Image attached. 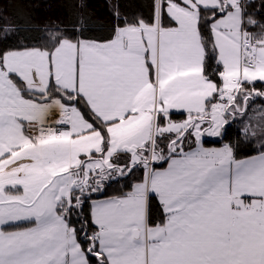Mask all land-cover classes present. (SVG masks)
Returning a JSON list of instances; mask_svg holds the SVG:
<instances>
[{
	"label": "snow or ice",
	"instance_id": "obj_1",
	"mask_svg": "<svg viewBox=\"0 0 264 264\" xmlns=\"http://www.w3.org/2000/svg\"><path fill=\"white\" fill-rule=\"evenodd\" d=\"M151 6L0 51V264H264V12ZM258 98L241 159L225 129Z\"/></svg>",
	"mask_w": 264,
	"mask_h": 264
},
{
	"label": "trees",
	"instance_id": "obj_2",
	"mask_svg": "<svg viewBox=\"0 0 264 264\" xmlns=\"http://www.w3.org/2000/svg\"><path fill=\"white\" fill-rule=\"evenodd\" d=\"M253 11L256 18L264 12V0H253ZM114 5H119L121 15L128 18L142 16L148 18L152 13V0H0V25L5 23L17 25L23 29L19 34L5 37L0 34V51L17 47L23 43H45L44 37L49 29L55 27L71 29L77 21L85 18L88 21V29L84 33L91 39L103 40L111 35L114 17L112 15ZM212 67L216 65L213 63ZM258 84L260 82H257ZM262 101L258 98L254 104H250V111L244 118H237L230 126H226V136L222 143H231L236 146L239 158H247L259 154V142L246 139L243 135L245 124L255 125L256 111L261 107ZM183 115H174L173 119L181 120ZM221 144H206L207 147H217ZM123 182L113 183L107 189L109 196L118 195L121 191H127ZM155 215L159 219L160 211L157 206Z\"/></svg>",
	"mask_w": 264,
	"mask_h": 264
},
{
	"label": "crops",
	"instance_id": "obj_3",
	"mask_svg": "<svg viewBox=\"0 0 264 264\" xmlns=\"http://www.w3.org/2000/svg\"><path fill=\"white\" fill-rule=\"evenodd\" d=\"M253 1V0H252ZM175 115H183L182 113H180V112H177ZM184 116V115H183ZM55 118H58V117H55ZM185 118V117H184ZM183 118V119H184ZM177 120V119H176ZM182 120V119H181ZM206 139H214V138H206ZM222 146V145H221ZM221 146H217V147H221ZM207 147V146H206ZM215 147V146H214ZM165 166H166V164H165Z\"/></svg>",
	"mask_w": 264,
	"mask_h": 264
},
{
	"label": "built area",
	"instance_id": "obj_4",
	"mask_svg": "<svg viewBox=\"0 0 264 264\" xmlns=\"http://www.w3.org/2000/svg\"><path fill=\"white\" fill-rule=\"evenodd\" d=\"M53 119H55V117ZM49 122H51V121H49Z\"/></svg>",
	"mask_w": 264,
	"mask_h": 264
}]
</instances>
